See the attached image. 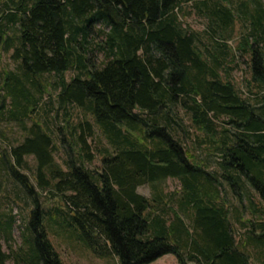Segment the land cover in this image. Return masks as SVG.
Listing matches in <instances>:
<instances>
[{"label":"trees","instance_id":"obj_1","mask_svg":"<svg viewBox=\"0 0 264 264\" xmlns=\"http://www.w3.org/2000/svg\"><path fill=\"white\" fill-rule=\"evenodd\" d=\"M184 1L190 0H0V51L11 52L18 68L0 71V120L34 112L42 96L38 77L56 73L58 101L81 107L111 147L100 169L85 167V158L94 159L89 138L96 134L86 117L75 130L80 163H56L54 138L39 123L12 148L15 164L4 161L5 168L32 191L17 167L35 156L39 185L53 187L66 208L48 212L36 203L14 264H64L49 236L56 222L121 264H149L166 254L180 264H264V101L254 105L237 88L226 41H215L224 52L217 53L183 26ZM223 1L195 4L214 32L235 22ZM247 19L255 40L264 41V7ZM97 24L98 63L89 39ZM251 52L253 73L263 81L264 48ZM69 70L75 75L68 81ZM179 108L190 115L192 131ZM170 177L180 180L181 191L166 200L158 184ZM145 184L152 196L138 191ZM4 214L0 235L13 226ZM9 258L0 243V264Z\"/></svg>","mask_w":264,"mask_h":264},{"label":"rangeland","instance_id":"obj_2","mask_svg":"<svg viewBox=\"0 0 264 264\" xmlns=\"http://www.w3.org/2000/svg\"><path fill=\"white\" fill-rule=\"evenodd\" d=\"M197 1L199 0L184 1L180 6V21L183 26L199 33L202 43L211 48L216 47L217 53L224 54L223 49L217 47L215 41H226L230 50L229 55H226V63L237 88H239L244 97H249L254 105H262V101H264V80L261 81L256 78L257 76L253 73L251 46L263 49L264 41L257 42L255 40L253 26L250 19L247 18L256 11L259 4L264 7V0L223 1L233 9L235 22L232 29L222 30L218 28L217 32H214L211 28L208 15L201 13L195 6ZM102 29V24L92 27L89 38L93 43L92 47H95V44L101 41L102 33L100 30ZM91 56L96 59L97 63L103 58V54L96 47ZM17 70V63L12 59L11 52L0 51V71L5 73ZM222 74L223 76L226 75L225 70ZM74 75L75 71L73 70H69L64 74L68 81ZM59 79L60 76L56 73H46L38 77L42 96L37 109L23 120L14 119L8 113L0 120V180L3 183L0 193V210L5 213L4 219L13 217L11 233L4 232L0 235L2 251L11 254L7 264H14V257L17 251L24 245V234H26L27 227L30 224L31 213L35 209L36 203H39L40 207L48 212L53 211L56 207L66 211L60 193L51 186L45 188L39 185L36 177L38 162L35 156H26L24 166L17 167L21 173L27 175V182L32 185V191L27 190L12 172L4 166L5 162L9 165L11 163L15 164L11 150L23 142L29 134L30 127L34 123H39L51 133L56 146L54 152L55 162L63 168H67V164L70 161L76 160L80 163L78 146L74 142L75 130L79 129L76 128L77 123L80 120H85L86 117L93 122L96 134L94 137L89 138L94 159L88 160L85 158V167L91 170L100 169L103 150L110 147L107 138L95 125L92 117L89 114L85 115L81 107L71 104L67 105V107L61 105L58 101V94L61 89ZM178 115L183 120L184 128L192 131L190 115L182 108L178 109ZM175 127L177 128L175 133L181 136L182 130L178 126ZM158 187L163 190L164 195H167L165 196L166 200L170 193L181 191L180 180L174 177L160 182ZM138 191L149 197L152 196L153 190L149 184H145L140 186ZM228 199L238 204L237 199H234L230 191L228 192ZM245 217H251L249 210L245 211ZM60 221L62 220L60 219ZM60 223L56 222L52 225V229L49 230V236L59 251L64 264H121L118 256H99L91 248L84 246L70 231L63 230L62 223ZM149 264H180V262L176 255L166 254Z\"/></svg>","mask_w":264,"mask_h":264},{"label":"crops","instance_id":"obj_3","mask_svg":"<svg viewBox=\"0 0 264 264\" xmlns=\"http://www.w3.org/2000/svg\"><path fill=\"white\" fill-rule=\"evenodd\" d=\"M257 264V263H256Z\"/></svg>","mask_w":264,"mask_h":264}]
</instances>
